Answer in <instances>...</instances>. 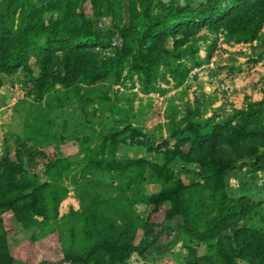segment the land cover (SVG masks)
<instances>
[{"label":"trees","instance_id":"16d2710c","mask_svg":"<svg viewBox=\"0 0 264 264\" xmlns=\"http://www.w3.org/2000/svg\"><path fill=\"white\" fill-rule=\"evenodd\" d=\"M87 2L90 15L84 14ZM87 2L66 0L61 13L54 5L37 7L27 0H10L5 12L0 9V19L2 15L8 17L7 24L0 22V88L3 76L30 72V60L37 70V77L32 81L38 97L56 85L78 91L81 84L93 85L111 76L117 78L125 62L128 71L144 84L141 77H149V72L167 59L169 43L171 50H179L203 30L223 32L236 43H251L259 39L264 25V0H188L184 3L118 0L105 9L104 14L111 18L107 27L96 18L104 8L103 1ZM17 9L20 13L15 18ZM75 9L79 10L76 14ZM138 137L144 135L129 123L106 133L98 148L101 157L90 163L105 172L128 176L125 188L135 184L137 190L138 179L148 162L140 158L115 161L104 158L103 154L111 155L126 143L143 145ZM169 137L173 139L171 144L165 141L154 151L166 162L197 164L206 171L202 180L184 185L152 166L158 173V181L165 184L171 180V183L168 181L159 191L138 199L136 196L125 198V189L121 192L125 205L136 202L151 207L138 227L132 211L120 214L121 222H117L96 209L95 199L89 197L81 206L84 211L82 241L87 246L77 253L61 244V262L125 264L133 254L145 257L152 255V249L168 250L173 239L162 245L157 242L160 233L152 231L151 218L162 214L163 221L169 224L174 221L178 233L175 239L182 241L187 250L186 256L176 264H264V214L259 216L262 229L245 223L261 204L248 195L231 196L224 187L225 174L235 169L246 167L252 175L264 173V97L257 103H249L246 109L237 110L227 121L216 123L212 118L190 121ZM16 146L13 157L9 156L7 146L0 156V264L14 262L7 231L2 226L3 217L21 212L32 214L30 224H22L27 228L43 217L46 200L56 209L66 193L59 186L57 175H51L55 162L45 164L44 179L30 170L36 166L38 157L26 144L17 142ZM134 171L136 174H132ZM161 176H164L162 180ZM49 177L51 182L47 183ZM29 240L33 242L35 238L32 236ZM41 246L46 251L51 249ZM19 261L33 264L25 259ZM37 264L51 262L40 260Z\"/></svg>","mask_w":264,"mask_h":264},{"label":"rangeland","instance_id":"374dc122","mask_svg":"<svg viewBox=\"0 0 264 264\" xmlns=\"http://www.w3.org/2000/svg\"><path fill=\"white\" fill-rule=\"evenodd\" d=\"M9 1L0 0L2 11H6ZM27 1L37 7L54 5L59 13L64 10L66 2ZM102 1L104 8L96 18L107 27L111 18L104 14L105 9L110 4L115 5L118 0ZM177 1L184 3L188 0ZM83 8L84 14L90 15L88 2ZM78 12L75 9V14ZM19 13L17 9L15 18ZM6 16L2 15L0 22L7 24ZM263 39L264 25L259 39L251 43H236L223 32L203 30L179 50H171L169 43L167 59L162 60L156 70H151L149 77H141L144 84L136 74L128 71L127 62L121 66L117 78L111 76L93 85L81 84L78 91L56 85L40 97L36 96L33 88L32 80L37 77L33 60L29 62L30 72L20 71L3 76V86L0 88V156L4 146H7L9 156L13 157L16 143L26 144L38 157L36 166L30 168L31 172H37L45 179L46 176L42 174L45 164L55 162L56 167L51 175H57L59 186L66 190L56 209L46 200L43 217H38V223L27 228L22 224H30L32 214L21 212L3 217L2 226L7 231L13 264H26L19 261L21 259L33 264L40 260L66 264L61 262V244V247L81 253L87 246L82 241L84 211L81 206L89 197L95 199L96 209L107 213L117 222H121L120 214L132 211L135 226L138 227L151 207L134 201L125 205V196H136L138 199L142 195H150L167 186L171 180H179L184 185L200 182L206 173L204 169L179 160L166 162L154 149L165 141L171 144V132L185 128L190 121L200 122L206 118H212L216 123L227 121L237 110L246 109L249 103L263 99ZM126 123L144 135L138 137L144 142L143 145L122 144L113 154L109 153V156L106 152L103 157L115 161L146 160L148 165L138 179L137 190L134 189L135 184L125 188L128 176L115 171L105 172L90 163V160L101 157L98 152L101 137ZM152 166L170 175L171 180L165 184L158 181V173ZM132 181L136 182L135 179ZM46 182H51V178H46ZM224 187L231 196L248 195L261 204L245 223L252 228L262 229L259 216L264 214V173L252 175L246 167L235 169L225 174ZM123 189L126 190L125 196L121 193ZM173 222L169 224L163 221L162 214L151 218L153 233H160L157 242L165 245L173 239L174 243L168 250L161 247L152 249V255L145 257L133 254L125 264H176L181 261L187 250L182 241L175 239L178 233ZM139 230L137 238L140 236ZM32 236L35 240L30 242ZM41 244L51 248L50 251L42 248Z\"/></svg>","mask_w":264,"mask_h":264}]
</instances>
